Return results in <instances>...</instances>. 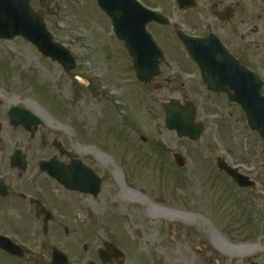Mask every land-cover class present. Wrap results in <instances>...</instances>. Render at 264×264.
<instances>
[{"label": "rangeland", "instance_id": "rangeland-1", "mask_svg": "<svg viewBox=\"0 0 264 264\" xmlns=\"http://www.w3.org/2000/svg\"><path fill=\"white\" fill-rule=\"evenodd\" d=\"M94 1H31L35 11L44 10L53 40L74 57L69 75L21 38L0 41L1 103L30 108L45 124L41 131L62 140L103 179L95 199L70 195L72 209L64 211L74 236L63 235L61 249L68 264L95 257L107 235L121 237L129 259L155 264L156 233L165 244L169 236L184 235L166 230L172 216L205 233L203 255L210 264H264V144L240 110L205 89L167 27H148L165 59L152 83H139ZM152 2L167 18V0ZM170 99L194 104L204 126L198 141L165 129L162 105ZM174 154L183 157L182 169ZM218 159L237 167L255 188H237L217 170ZM23 262L0 251V264Z\"/></svg>", "mask_w": 264, "mask_h": 264}, {"label": "flooded vegetation", "instance_id": "flooded-vegetation-1", "mask_svg": "<svg viewBox=\"0 0 264 264\" xmlns=\"http://www.w3.org/2000/svg\"><path fill=\"white\" fill-rule=\"evenodd\" d=\"M138 1L149 9L158 8L153 0ZM167 5V28L177 43L181 44L179 34L200 40L206 50H216L209 57L218 66H236L263 79L264 0H167ZM153 25L156 24L149 26ZM178 49L189 60L184 47L177 46ZM232 106L240 110L236 104H227ZM44 128L41 118L27 106H8L0 101V238L6 239H0V245L16 246L20 256L7 255L17 261L25 259L23 264H52L51 254L53 250L61 251L63 235L71 239L74 236L72 220L66 218L64 211L67 206L72 209L70 195L95 199L103 185L100 175L81 161L100 179V192L92 196L64 187L59 177L64 167L78 158L62 140L41 131ZM179 219L183 218L172 216L166 226L167 231L184 232L177 240L169 236V243L165 244L162 234L156 233L155 248L160 250L154 252L155 264H210L203 255L207 248L205 233L185 226ZM99 246L96 256H89L84 264H139L128 258V246L121 237L110 239L107 235ZM73 261L72 264H79Z\"/></svg>", "mask_w": 264, "mask_h": 264}, {"label": "water", "instance_id": "water-1", "mask_svg": "<svg viewBox=\"0 0 264 264\" xmlns=\"http://www.w3.org/2000/svg\"><path fill=\"white\" fill-rule=\"evenodd\" d=\"M29 1L0 0V39L22 37L36 47L41 55L59 63L65 73L69 74L75 69L74 59L62 45L53 42L52 36L46 30L44 12H33ZM97 4L111 20L116 38L123 42L125 50L131 57L137 80L148 82L157 76L158 65L163 55L146 31V25L152 21L165 25L166 20L154 12L143 9L134 0H98ZM181 40L189 57L198 66L201 78L208 89L216 93H226L231 102L238 103L246 114L251 130L257 131L264 141V97L260 95L262 83L259 79L235 66H218L215 60L209 57L216 50L212 52L206 50L203 42L183 38ZM163 108L165 127L168 131H175L178 137H185L191 141L200 138L203 127L195 122V110L191 103L182 106L171 102L164 104ZM175 160L179 166L183 164L178 155L175 156ZM217 167L226 172L239 187L252 186L247 177L226 167L222 161H218ZM78 169L79 173L74 178L64 172L61 182L68 187L80 183L86 189L93 188L97 193L98 183L92 180L86 171ZM7 250L16 254L14 249ZM53 259L57 262L61 260L59 254H54Z\"/></svg>", "mask_w": 264, "mask_h": 264}, {"label": "bare ground", "instance_id": "bare-ground-1", "mask_svg": "<svg viewBox=\"0 0 264 264\" xmlns=\"http://www.w3.org/2000/svg\"><path fill=\"white\" fill-rule=\"evenodd\" d=\"M72 112H73V110H70V112L69 113H67V116H66V118L67 119H70L71 117H72ZM114 179H115V181H117V176L116 175H114ZM135 194H136V192L135 191H133ZM116 206V205H115ZM187 217L185 216V219H186Z\"/></svg>", "mask_w": 264, "mask_h": 264}]
</instances>
